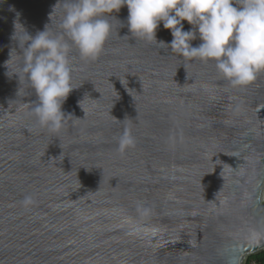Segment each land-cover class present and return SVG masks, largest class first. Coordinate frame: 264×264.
<instances>
[{"label":"water","instance_id":"obj_1","mask_svg":"<svg viewBox=\"0 0 264 264\" xmlns=\"http://www.w3.org/2000/svg\"><path fill=\"white\" fill-rule=\"evenodd\" d=\"M60 2L0 0V264H246L264 251V73L233 87L213 62L132 37L123 7L96 59L72 50L77 89L49 133L6 62L15 50V72L19 42L60 31ZM156 39H173L163 23Z\"/></svg>","mask_w":264,"mask_h":264},{"label":"clouds","instance_id":"obj_2","mask_svg":"<svg viewBox=\"0 0 264 264\" xmlns=\"http://www.w3.org/2000/svg\"><path fill=\"white\" fill-rule=\"evenodd\" d=\"M61 3L60 31L53 34L46 25L34 37L27 35L23 47L19 42L23 63L15 72L9 67L15 50L6 62L8 76L15 74L22 80L26 74L37 97L32 112L37 124L49 133L61 132L66 118L62 106L77 89L72 50L81 59H96L112 37L111 21L124 26L113 15L123 7L128 9L132 37L167 45L183 58L213 62L218 74L233 87L250 86L264 73V0H61L58 5ZM184 21L193 26L191 30H184ZM161 23L171 31L170 45L156 39ZM197 37L201 43L194 47L192 41ZM13 38L17 39V31ZM132 143L125 134L119 147L123 150ZM29 200L26 197L25 203ZM260 237V233H252L253 240Z\"/></svg>","mask_w":264,"mask_h":264},{"label":"trees","instance_id":"obj_3","mask_svg":"<svg viewBox=\"0 0 264 264\" xmlns=\"http://www.w3.org/2000/svg\"><path fill=\"white\" fill-rule=\"evenodd\" d=\"M261 213L264 216V205L261 207ZM246 264H264V251L249 256Z\"/></svg>","mask_w":264,"mask_h":264}]
</instances>
